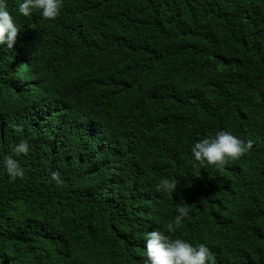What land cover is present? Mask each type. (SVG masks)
<instances>
[{"label":"trees","instance_id":"trees-1","mask_svg":"<svg viewBox=\"0 0 264 264\" xmlns=\"http://www.w3.org/2000/svg\"><path fill=\"white\" fill-rule=\"evenodd\" d=\"M19 2L0 161L21 139L30 151L14 181L0 163V264H142L145 231L184 202L171 235L216 264H264V0H63L54 19ZM222 129L251 148L196 176L192 143Z\"/></svg>","mask_w":264,"mask_h":264},{"label":"clouds","instance_id":"clouds-1","mask_svg":"<svg viewBox=\"0 0 264 264\" xmlns=\"http://www.w3.org/2000/svg\"><path fill=\"white\" fill-rule=\"evenodd\" d=\"M63 0H20L18 12L24 17H30L39 12L45 18H56L61 11ZM21 25L10 12L7 0H0V45L12 49ZM252 146L251 140H244L231 131L219 130L194 141L190 151L193 156L196 176L200 175V165H212L216 168L225 167L230 161L239 159ZM30 151L27 139H21L11 147L10 153L3 154V169L10 181L25 175L24 167L18 157L27 155ZM51 180L56 185L64 183L59 171L51 172ZM175 177L161 176L156 184V191L172 198L179 195ZM182 200V199H181ZM188 204L177 203L176 214L166 222V230L154 228L144 233V257L142 264H216V256L207 243H192L181 236H173L182 228L185 219L190 216Z\"/></svg>","mask_w":264,"mask_h":264}]
</instances>
